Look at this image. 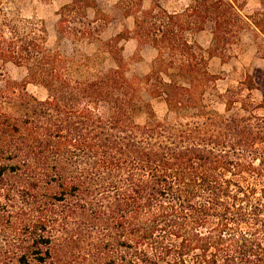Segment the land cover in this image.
Returning <instances> with one entry per match:
<instances>
[{
  "label": "trees",
  "instance_id": "obj_1",
  "mask_svg": "<svg viewBox=\"0 0 264 264\" xmlns=\"http://www.w3.org/2000/svg\"><path fill=\"white\" fill-rule=\"evenodd\" d=\"M144 1L119 0L133 29L103 42L92 35L106 20L97 0H68L58 42L99 46L77 65L47 47L42 23L0 1V69L24 73L0 89V264H264V71L221 93L208 70L214 57L225 64L247 20L264 35V0L250 17L245 0H188L178 13ZM203 31L208 49L192 40ZM130 38L157 52L133 80ZM105 60L113 68L88 73Z\"/></svg>",
  "mask_w": 264,
  "mask_h": 264
},
{
  "label": "rangeland",
  "instance_id": "obj_2",
  "mask_svg": "<svg viewBox=\"0 0 264 264\" xmlns=\"http://www.w3.org/2000/svg\"><path fill=\"white\" fill-rule=\"evenodd\" d=\"M4 5L6 11L15 13L21 20H34L38 23H42L46 31V45L51 50H56L60 56L72 62L73 65H77L76 62H81L83 57L96 56L99 51L97 43H90L87 40H79L71 36L70 40H61L58 42L55 25L58 21V11L61 7L68 3V0H19L15 4H11L10 0H0ZM119 0H97L98 9L105 15L106 20L103 22L101 19L92 27H98V31L92 32L93 37L100 39V41H107L115 37L120 32L132 31L133 20L132 18L123 19L120 12L116 9V4ZM253 1L245 0V7L247 3H250L249 8H245L242 11V15L249 16ZM258 1V0H257ZM161 7H163L169 13H178L184 9L188 3V0H158ZM151 6L150 0H145L142 4V9L147 10ZM258 11H261L258 10ZM95 17L93 10L87 11V18L92 21ZM246 21L245 29L248 25ZM244 29V30H245ZM241 34V33H240ZM77 39V40H76ZM192 40L201 46L203 49L207 46L210 47V33L209 31H203L192 37ZM123 47V57L127 63L126 78L133 80L136 78H142L150 71L152 62L157 56V52L152 48H143L138 51L137 43L134 39L130 38L127 41L121 43ZM264 45L258 40H254L251 43L248 40H241L239 35V44L234 49L227 52V60L225 64H222L218 58L210 59L208 62V70L210 73L219 75L221 80L218 81L217 87L221 93L227 88L228 85H235L244 76L247 68L255 65V56L259 52V55H264L262 52ZM255 50H259L255 52ZM222 65V66H221ZM109 68H113L112 63L109 60L102 62H96L92 66L88 73L92 71H103ZM84 74V72H83ZM24 76L21 69L14 67L11 64L5 65L0 69V89L8 81H20ZM26 93L37 101H44L46 98V92L43 88L33 85L26 87ZM143 100L150 102L151 106L159 119L166 116V107L160 101H151L144 93H142ZM217 111H221V107L214 105ZM145 121V117L142 116L137 120V123L142 125ZM5 217V216H4ZM68 230H70L68 228ZM73 231H76L74 227ZM79 230H77V233ZM78 246L80 248L88 242L86 239V233L84 231L77 234ZM76 246V245H75Z\"/></svg>",
  "mask_w": 264,
  "mask_h": 264
},
{
  "label": "crops",
  "instance_id": "obj_3",
  "mask_svg": "<svg viewBox=\"0 0 264 264\" xmlns=\"http://www.w3.org/2000/svg\"><path fill=\"white\" fill-rule=\"evenodd\" d=\"M249 6H251L250 3H247L245 8L248 9ZM260 9H261L260 1L259 0L253 1V6L250 9L249 16L253 14L254 11L257 12ZM240 35H241V40L245 39L253 43V41L256 39L259 42H261L262 45H264V35L261 34L250 22H248L247 28L243 30ZM209 42L211 45V35H210ZM208 48L209 46H207L204 49H208ZM257 51L259 50H255V52ZM262 52H264V49H262ZM255 60H256L255 65L247 68L248 73H251L255 69L264 71V55H259V52H258L257 55L255 56Z\"/></svg>",
  "mask_w": 264,
  "mask_h": 264
}]
</instances>
